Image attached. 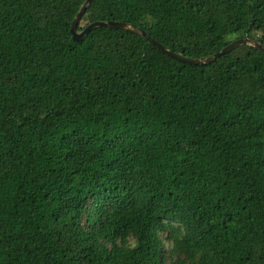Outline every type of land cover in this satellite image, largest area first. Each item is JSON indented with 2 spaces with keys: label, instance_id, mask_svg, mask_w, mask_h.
Returning <instances> with one entry per match:
<instances>
[{
  "label": "trees",
  "instance_id": "obj_1",
  "mask_svg": "<svg viewBox=\"0 0 264 264\" xmlns=\"http://www.w3.org/2000/svg\"><path fill=\"white\" fill-rule=\"evenodd\" d=\"M0 0V264H264V52L207 65ZM199 58L264 43V0H93Z\"/></svg>",
  "mask_w": 264,
  "mask_h": 264
},
{
  "label": "water",
  "instance_id": "obj_2",
  "mask_svg": "<svg viewBox=\"0 0 264 264\" xmlns=\"http://www.w3.org/2000/svg\"><path fill=\"white\" fill-rule=\"evenodd\" d=\"M92 1L93 0H85L73 20V23L71 26V32L73 35V39L76 41L83 40L89 32H91L93 29L100 27V26L121 28V29H125L127 31L143 36L151 44L157 46L161 51L166 53L168 56L178 61H181L187 64H192V65L210 64L214 62L215 60H217L218 58H220L221 56H223L224 54H227L242 45H250V46L259 48L260 50L264 52V43L260 42L259 40L255 38L250 37L248 33L244 37H241L239 39L232 41L230 44L225 46L222 50L212 55L205 56V57H199V58H192V57H188V56L175 52L174 50L170 49L168 46H166L165 44H163L162 42H160L159 40L151 36L143 27L137 26L129 22L118 21V20H99V21L92 22L83 31L80 32L78 31L79 22L82 16L85 14L88 7L90 6V4L92 3Z\"/></svg>",
  "mask_w": 264,
  "mask_h": 264
}]
</instances>
